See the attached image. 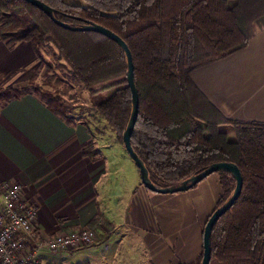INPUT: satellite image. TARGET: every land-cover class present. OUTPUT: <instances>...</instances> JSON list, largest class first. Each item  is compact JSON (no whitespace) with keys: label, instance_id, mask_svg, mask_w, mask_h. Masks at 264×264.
Wrapping results in <instances>:
<instances>
[{"label":"trees","instance_id":"trees-1","mask_svg":"<svg viewBox=\"0 0 264 264\" xmlns=\"http://www.w3.org/2000/svg\"><path fill=\"white\" fill-rule=\"evenodd\" d=\"M41 1L66 23L90 21L127 43L139 92L131 143L155 185H179L217 162L240 168L242 192L213 228L210 264H264V124L228 121L191 78L195 69L246 48L264 29V0ZM0 18V38L8 46L30 42L37 53L43 44L56 47L123 142L132 110L123 49L101 34L62 28L24 0H0ZM36 70L22 72L15 83L0 87V109L34 93L56 115L74 123L61 98L44 93L36 83ZM218 174L223 195L216 209L236 184L227 172Z\"/></svg>","mask_w":264,"mask_h":264},{"label":"crops","instance_id":"crops-1","mask_svg":"<svg viewBox=\"0 0 264 264\" xmlns=\"http://www.w3.org/2000/svg\"><path fill=\"white\" fill-rule=\"evenodd\" d=\"M38 56L30 42L11 47L0 38V82L15 83ZM191 78L228 121L264 124V29L246 48L195 69ZM71 116L74 123L63 120L34 93L0 109V182L24 186L38 209L40 235L87 228L98 235L88 247L43 254L40 264H198L205 225L223 195L220 175L187 192H152L124 144L107 157L100 141L106 132Z\"/></svg>","mask_w":264,"mask_h":264},{"label":"built area","instance_id":"built-area-1","mask_svg":"<svg viewBox=\"0 0 264 264\" xmlns=\"http://www.w3.org/2000/svg\"><path fill=\"white\" fill-rule=\"evenodd\" d=\"M24 193L22 184L0 182V260L4 264H40L43 254L58 255L95 243L93 228L42 237L36 225L38 209Z\"/></svg>","mask_w":264,"mask_h":264},{"label":"water","instance_id":"water-1","mask_svg":"<svg viewBox=\"0 0 264 264\" xmlns=\"http://www.w3.org/2000/svg\"><path fill=\"white\" fill-rule=\"evenodd\" d=\"M24 1L37 7L42 13L48 16L56 25L62 28H65L70 31H75V32H95V33L101 34L109 38L113 42H115L118 46H120L123 49L126 59H127L126 80H127L128 88L130 89L131 96H132V110H131L128 124L123 133L122 139H123V144H124V147L128 155L134 161L135 166L139 170L141 183L146 189L152 192H155V193H159V194H176V193L187 192L190 189L194 188L199 183H201L203 180H205L210 175L214 173H219V172H227L235 180L236 184H235V189L232 195L224 204H222L220 207L214 210V212L209 217L205 225V228H204L203 257H202L200 264H210L211 258H212L211 235H212L213 228L215 227L217 222L220 220V218L234 205V203L238 200L242 192L243 176H242L240 168L234 163L217 162V163L211 164L204 171L198 174H195L191 176L190 178L186 179L179 185L168 186V187H158L157 185H155L150 178L149 171L145 163L136 153L131 143V137H132V134L135 129V125L137 123L138 116H139V92H138V88L135 82V71H134L135 68H134V62H133V55L127 43L120 36L114 33L112 30L102 25H99V24H96L90 21H83L80 18H77L81 22L80 25H72V24L64 22L58 16H56L55 9H53L51 6H49L48 4L44 3L41 0H24Z\"/></svg>","mask_w":264,"mask_h":264},{"label":"rangeland","instance_id":"rangeland-1","mask_svg":"<svg viewBox=\"0 0 264 264\" xmlns=\"http://www.w3.org/2000/svg\"><path fill=\"white\" fill-rule=\"evenodd\" d=\"M67 1L72 4H84L82 0ZM3 22L4 20L0 18V27ZM38 51L39 56L36 60V64L32 68V70H35L37 67L36 71L38 72V76L36 83L41 87L44 93L51 92L58 95L62 103L68 108L70 116L74 115L78 121L89 124L91 129L98 134L106 132V135L100 139L102 145L107 146V149H104V154L107 157L112 153L118 155L119 150H124L123 145H121L123 142L120 140L118 133L112 129L108 121L101 115L97 108L93 106L92 98L84 82L74 75V72L64 59H60L58 50L52 43L38 46ZM19 76H21V74L17 75L15 78L18 79ZM15 78L11 79V82H9L12 83ZM5 82H7V80ZM5 82L1 81V86H7ZM46 83H50L51 87L47 86ZM124 151L126 152V150ZM125 178H127V176H125ZM56 235L60 234H55L47 238ZM97 241L98 238L96 237L95 243ZM82 248L84 247L80 249ZM85 260V258H82L80 262ZM0 262L4 264L3 260H0Z\"/></svg>","mask_w":264,"mask_h":264}]
</instances>
